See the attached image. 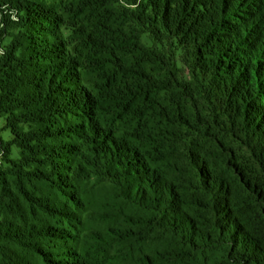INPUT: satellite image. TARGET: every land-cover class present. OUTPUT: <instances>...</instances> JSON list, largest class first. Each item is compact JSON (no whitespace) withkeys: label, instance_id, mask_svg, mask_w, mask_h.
Here are the masks:
<instances>
[{"label":"trees","instance_id":"obj_1","mask_svg":"<svg viewBox=\"0 0 264 264\" xmlns=\"http://www.w3.org/2000/svg\"><path fill=\"white\" fill-rule=\"evenodd\" d=\"M11 2L0 264H264V0Z\"/></svg>","mask_w":264,"mask_h":264},{"label":"rangeland","instance_id":"obj_2","mask_svg":"<svg viewBox=\"0 0 264 264\" xmlns=\"http://www.w3.org/2000/svg\"><path fill=\"white\" fill-rule=\"evenodd\" d=\"M50 2V1H49ZM49 2L44 3V7H49ZM55 3V2H54ZM53 4V3H52ZM123 5L128 6L127 3L123 2ZM81 27L89 25L90 16H80ZM22 22V16L20 8L16 6L15 3H12L11 0H0V46H2L5 51L7 46L11 43V36L14 33H17V25ZM79 49L82 51L83 46H79ZM7 58V55L0 54V64H3V60ZM8 70V67H6ZM87 78L95 81L98 87H103L104 82L100 78V73L96 69L90 68L89 72L86 74ZM1 104V103H0ZM7 120L4 116L0 115V167L7 166L6 160L8 159H19L21 158L22 144L23 148L26 149V136H22L19 132H13L11 129L7 128ZM9 125V124H8ZM17 133V134H16ZM25 144V146H24ZM3 145V146H2ZM9 147L10 153H7V148Z\"/></svg>","mask_w":264,"mask_h":264},{"label":"built area","instance_id":"obj_3","mask_svg":"<svg viewBox=\"0 0 264 264\" xmlns=\"http://www.w3.org/2000/svg\"><path fill=\"white\" fill-rule=\"evenodd\" d=\"M4 53H5V49L2 46H0V54L3 55Z\"/></svg>","mask_w":264,"mask_h":264}]
</instances>
